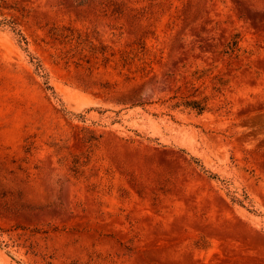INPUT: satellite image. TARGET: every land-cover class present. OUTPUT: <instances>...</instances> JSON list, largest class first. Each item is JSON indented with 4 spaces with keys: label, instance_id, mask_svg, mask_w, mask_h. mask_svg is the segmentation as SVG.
<instances>
[{
    "label": "rangeland",
    "instance_id": "374dc122",
    "mask_svg": "<svg viewBox=\"0 0 264 264\" xmlns=\"http://www.w3.org/2000/svg\"><path fill=\"white\" fill-rule=\"evenodd\" d=\"M0 264H264V0H0Z\"/></svg>",
    "mask_w": 264,
    "mask_h": 264
},
{
    "label": "trees",
    "instance_id": "16d2710c",
    "mask_svg": "<svg viewBox=\"0 0 264 264\" xmlns=\"http://www.w3.org/2000/svg\"><path fill=\"white\" fill-rule=\"evenodd\" d=\"M174 105L180 106L184 105L192 109L197 110L198 112H204L208 108V104L204 99L199 98H186L182 101H177Z\"/></svg>",
    "mask_w": 264,
    "mask_h": 264
}]
</instances>
